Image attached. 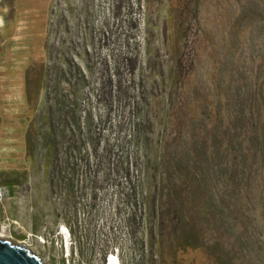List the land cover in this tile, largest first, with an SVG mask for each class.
Segmentation results:
<instances>
[{"label":"rangeland","instance_id":"374dc122","mask_svg":"<svg viewBox=\"0 0 264 264\" xmlns=\"http://www.w3.org/2000/svg\"><path fill=\"white\" fill-rule=\"evenodd\" d=\"M73 62L86 83L60 94L99 132L67 159L44 73ZM103 81L128 97L110 113ZM258 89L264 0H0V239L44 264H264L262 164L243 158Z\"/></svg>","mask_w":264,"mask_h":264},{"label":"trees","instance_id":"16d2710c","mask_svg":"<svg viewBox=\"0 0 264 264\" xmlns=\"http://www.w3.org/2000/svg\"><path fill=\"white\" fill-rule=\"evenodd\" d=\"M50 56V54H48ZM48 56V57H49ZM124 59V58H123ZM125 62L126 59H125ZM115 67V75H118L117 72V68L116 65ZM73 68L75 70L74 75H71V72H65L63 67L62 69H57L54 66H47L46 71L44 73V77L47 81V85L45 86V91H44V98L46 99L47 104L45 105L46 108V114L49 118V129L51 130L52 134L53 131L58 132L59 128H62V120H63V116H65V114H68L69 117L66 118L68 119V121H70L71 123V127H69V134H70V144H71V150L69 149L70 146L67 147V150L64 151L63 155L65 158L70 159L72 158L71 154L74 151V146H77L78 144H80L81 142L87 143L88 145H92L94 142V140L97 138L98 132L99 130H95V126H93V121L92 119L87 116L86 118H84V122H80V117L77 116V108H78V104H77V97L76 95H72L71 100H67V102L63 101L64 98L63 96L60 94V86L63 84V82L66 81V76L70 75L72 80L77 83V84H85L86 83V76H84V73L80 70V68L78 67V65L73 62ZM53 70L55 71L53 76L56 78L55 80H57L58 83V87L57 88H50V86L48 85V83H51L54 79L51 76V73L53 72ZM131 73V72H130ZM118 82V80H117ZM69 84V83H68ZM105 82L103 81L101 84V89L100 92H97V95L94 97L95 102L98 104H103L106 108V112L110 113V111L112 110V108L115 105L120 104L121 102H125L128 97H126L125 93L123 92V90L121 89L120 85H116L115 86V91L114 93H112L113 88L110 87V91H106V87H105ZM105 87V88H104ZM255 87V84H254ZM105 89V90H104ZM255 92V91H254ZM253 92V95L250 96L249 101H250V112L248 113V118L250 121V124H252L256 129L254 128H250V132H248V138H246V140H244L243 144L249 145L251 143H255L257 142L258 145V149L256 152H252L250 150H245V154L247 153V156H245V154L243 155L244 161L246 162V158L248 157V160H254V159H258V162L260 164H262V171H263V175H264V93L259 94V89L257 91V93ZM123 100V101H122ZM108 103V106H107ZM120 106V105H119ZM135 108V107H134ZM57 118L58 120L56 121ZM83 123V125H82ZM80 126V127H79ZM115 128H122V126L117 123ZM82 133L84 135H82ZM64 131L60 132L58 135V138H61L62 140L65 138L64 137ZM27 137H29V131L27 133ZM27 143H26V148L27 151L29 150V139L27 138ZM117 145H115L116 149H123V147L125 146L126 142L125 140L121 139V140H117ZM84 157V156H83ZM110 159V158H108ZM125 158L121 156H119L117 158V163L120 162V160H124ZM121 163V162H120ZM117 172L112 171L111 174H118V173H122L123 175V171L122 169H116ZM126 172L124 173L125 177L127 178L128 175V171L125 170ZM110 173L107 174V176H109ZM233 177V176H232ZM53 177L52 174L50 172L49 174V183L52 181ZM86 181L89 182L90 186H92L93 183H96L95 178L94 180L90 181V179L85 178ZM233 179V178H232ZM92 183V184H91ZM125 186L123 187V189L120 187L119 193L121 194L122 198L121 200L124 202H128L129 199H132L133 196H135V190L133 188V186L130 185V180L126 179L125 181ZM64 188H66V184H63ZM119 186H117L118 188ZM69 190V189H68ZM133 200V199H132ZM131 206L136 207V204H131ZM230 213H232L230 211ZM65 223L67 224V227L69 229V231H71V225L70 223H68V221H65ZM128 223H131V219L128 220ZM237 226V225H236ZM102 264H105V257H103L102 260Z\"/></svg>","mask_w":264,"mask_h":264},{"label":"water","instance_id":"95a60500","mask_svg":"<svg viewBox=\"0 0 264 264\" xmlns=\"http://www.w3.org/2000/svg\"><path fill=\"white\" fill-rule=\"evenodd\" d=\"M0 264H44L40 256L11 241H0Z\"/></svg>","mask_w":264,"mask_h":264},{"label":"bare ground","instance_id":"6f19581e","mask_svg":"<svg viewBox=\"0 0 264 264\" xmlns=\"http://www.w3.org/2000/svg\"><path fill=\"white\" fill-rule=\"evenodd\" d=\"M0 241H5V240H3V239H0ZM111 259V258H110ZM116 261V260H115ZM44 263V262H43ZM108 264H113V258H112V260L110 261V262H108Z\"/></svg>","mask_w":264,"mask_h":264}]
</instances>
